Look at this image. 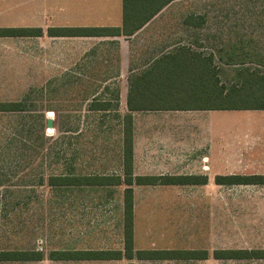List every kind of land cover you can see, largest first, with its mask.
<instances>
[{
	"label": "crops",
	"instance_id": "0c3cea01",
	"mask_svg": "<svg viewBox=\"0 0 264 264\" xmlns=\"http://www.w3.org/2000/svg\"><path fill=\"white\" fill-rule=\"evenodd\" d=\"M177 1L180 0L168 3L129 36H49L47 30L52 27L120 26L122 0H0V27L41 30L39 35L0 37V92L9 95L12 98L9 101H22L30 91L44 89L53 81L55 108L48 111L54 113L55 135L60 136L54 159L56 177H122L123 117L130 113L133 176L203 177V183L198 184L130 186L133 194V251L189 250L204 252L202 256L185 259H51V251H123V197L128 185L123 182L100 185L80 180L49 185L47 179H42L39 184L51 189L50 195L45 196V205L42 204L43 196H39L37 211L26 206L23 218L25 246L23 249L12 248V239L7 238L0 240V251L40 254H31L22 260L26 264L264 261L215 258L213 253L216 250L251 249L224 248L220 227L210 229L203 241L189 233L193 232L194 228H191L184 241L186 246L173 249L176 233L171 234L175 227L170 222V213H173L174 220L173 209L178 200L182 202L187 196L189 200L198 197L203 201L208 195L201 190L204 192L203 188L214 187L210 197L217 201L216 188L221 199L223 184H217L215 177L224 175V169H237L238 165V168L248 169L264 164L263 148L255 150L250 146L258 132L250 125L229 130L234 141L230 149L224 151V130L215 114L219 110H128L131 80L160 59L157 70L162 69L169 56L182 51L183 47L188 48L183 50L186 55L190 52L211 55L212 66L218 72L220 83L223 82L220 76L223 66L221 48L215 45L220 40V26L216 28L217 21L208 19L206 5L192 6ZM191 14L203 16L204 23L200 25L197 18L193 24L185 23L184 19ZM210 37L215 39L207 42ZM20 74H24L26 85L19 92ZM36 76L42 77L37 81ZM12 79L11 88L7 84ZM63 123L71 125L64 128ZM261 127L263 130L264 123ZM261 133L263 135L264 131ZM40 152L46 154L47 149L38 147L32 154ZM226 159L228 165L224 162ZM259 170L262 173L252 174H264L263 165ZM179 186L185 187L189 194H175ZM225 186L264 187V184ZM194 188L200 189L198 196H195ZM28 199L31 201L32 197ZM14 262L2 260L0 264Z\"/></svg>",
	"mask_w": 264,
	"mask_h": 264
},
{
	"label": "rangeland",
	"instance_id": "374dc122",
	"mask_svg": "<svg viewBox=\"0 0 264 264\" xmlns=\"http://www.w3.org/2000/svg\"><path fill=\"white\" fill-rule=\"evenodd\" d=\"M185 5H206L209 20L217 21L221 35L215 44L221 48L223 60L221 79L229 83L235 79L236 71L241 66L264 72V0H180ZM213 36V35H212ZM210 37L207 42L214 40ZM214 45V43H212ZM208 52V51H207ZM20 74L18 82L21 89L26 85ZM35 76V75H34ZM37 81L42 76H36ZM14 79L7 84L12 88ZM53 81L45 88L30 91L24 98V110L15 113L0 112V240L11 238L12 248L23 249V218L26 208L32 211L39 207V196H49L50 188L40 186L41 180L54 174L55 151L58 140L55 131V116L53 110ZM12 99L0 92V102ZM16 101V100H12ZM49 112V114H48ZM52 112V113H50ZM218 123L224 130V151L234 141L229 130L250 125L258 130L257 138L250 146L255 150L263 148L264 133L261 135L264 123V111L260 110H219L215 113ZM46 116L53 118V127H46ZM246 116H249L246 117ZM71 124L63 123L66 128ZM45 147L46 154H32L35 148ZM34 148V149H33ZM227 164L228 160L224 161ZM228 165V164H227ZM241 165V164H240ZM249 166L248 169H224V175L230 173L252 174L262 173L259 167ZM230 167V165H229ZM203 188V187H202ZM203 201L198 197H183L174 204L170 213V222L175 227L173 249H183L188 239V232L195 235L199 241L207 238L209 231L222 228L224 248H264V187L259 186H225L222 187V197L216 188L217 201L210 194L214 187H205ZM198 196L199 188L192 189ZM192 192V191H191ZM200 192V193H201ZM175 194H189L185 187L179 186ZM213 194V193H212ZM32 197L30 201L28 198ZM193 200V201H192ZM49 205V204H48ZM27 206V207H26ZM47 206V204H46ZM170 206V211H173ZM171 230V229H170ZM181 233V234H180ZM9 264H26L15 260ZM173 264H196V262L175 261ZM224 264H264V261H224Z\"/></svg>",
	"mask_w": 264,
	"mask_h": 264
},
{
	"label": "trees",
	"instance_id": "16d2710c",
	"mask_svg": "<svg viewBox=\"0 0 264 264\" xmlns=\"http://www.w3.org/2000/svg\"><path fill=\"white\" fill-rule=\"evenodd\" d=\"M173 0H122V24L117 27H52L49 36H115L132 35L164 6ZM204 23L203 16L188 15L184 22L193 24L194 19ZM37 28L0 27V37L39 35ZM178 51L162 69L157 68L161 59L144 73L134 77L130 83L127 98L129 111L133 110H264V72L241 66L236 71L234 80L220 83L218 72L212 66V56H202L194 52L189 55ZM24 101L0 102V112L24 110ZM52 113V112H50ZM49 114V112H48ZM57 123H55V128ZM123 176H87L69 177L50 174L49 185L70 184L80 180L91 184L128 185L124 190L123 235L124 250H73L51 251V259H185L199 258L201 251L189 250H139L133 251V194L132 184L137 185H184L203 183L201 176L185 175H145L133 176V124L132 115L123 117ZM217 184L245 185L264 184V174H226L216 176ZM32 252L0 251L2 260H24ZM34 255L40 256L37 252ZM32 254V255H33ZM220 259H264V249H221L213 253ZM38 258V257H37ZM131 264V263H128Z\"/></svg>",
	"mask_w": 264,
	"mask_h": 264
},
{
	"label": "water",
	"instance_id": "95a60500",
	"mask_svg": "<svg viewBox=\"0 0 264 264\" xmlns=\"http://www.w3.org/2000/svg\"><path fill=\"white\" fill-rule=\"evenodd\" d=\"M54 125H53V118H49L47 117L46 119V127L47 128H52Z\"/></svg>",
	"mask_w": 264,
	"mask_h": 264
}]
</instances>
